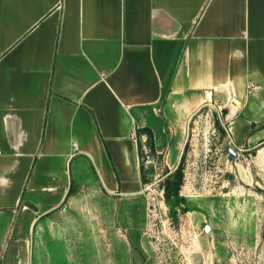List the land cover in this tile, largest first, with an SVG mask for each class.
Masks as SVG:
<instances>
[{"label": "crops", "instance_id": "1", "mask_svg": "<svg viewBox=\"0 0 264 264\" xmlns=\"http://www.w3.org/2000/svg\"><path fill=\"white\" fill-rule=\"evenodd\" d=\"M213 103L264 131V0H0V264H117L141 135Z\"/></svg>", "mask_w": 264, "mask_h": 264}, {"label": "rangeland", "instance_id": "2", "mask_svg": "<svg viewBox=\"0 0 264 264\" xmlns=\"http://www.w3.org/2000/svg\"><path fill=\"white\" fill-rule=\"evenodd\" d=\"M171 109L160 147L151 150L145 134V219L132 225L117 264H264V131L238 144L217 103L190 115ZM178 168L182 185L168 199Z\"/></svg>", "mask_w": 264, "mask_h": 264}, {"label": "trees", "instance_id": "3", "mask_svg": "<svg viewBox=\"0 0 264 264\" xmlns=\"http://www.w3.org/2000/svg\"><path fill=\"white\" fill-rule=\"evenodd\" d=\"M149 133H150V131L148 130L147 134L149 135L148 139H149L150 148H151V150H154V143L152 140V134L151 133L149 134ZM173 179L174 180H172V179L168 180L166 183V186H165L166 191H168V194H167L168 199H170V196H171V193L169 191L171 189H173L174 192L178 193L179 189L182 185L183 174H182L181 168L177 169L176 173L173 176ZM172 208H173V206H172Z\"/></svg>", "mask_w": 264, "mask_h": 264}, {"label": "built area", "instance_id": "4", "mask_svg": "<svg viewBox=\"0 0 264 264\" xmlns=\"http://www.w3.org/2000/svg\"><path fill=\"white\" fill-rule=\"evenodd\" d=\"M138 133H137V130L136 129H133L132 131H131V138L132 139H134V140H137L138 139ZM141 141L143 142V143H146L147 142V136L146 135H141ZM76 148L75 149H77V146H75ZM0 154H1V150H0ZM147 159H149V155L147 156Z\"/></svg>", "mask_w": 264, "mask_h": 264}, {"label": "water", "instance_id": "5", "mask_svg": "<svg viewBox=\"0 0 264 264\" xmlns=\"http://www.w3.org/2000/svg\"><path fill=\"white\" fill-rule=\"evenodd\" d=\"M207 232L209 231V226L206 227Z\"/></svg>", "mask_w": 264, "mask_h": 264}]
</instances>
